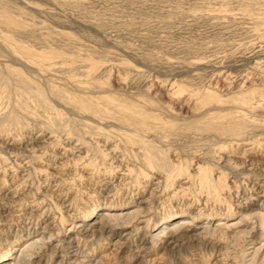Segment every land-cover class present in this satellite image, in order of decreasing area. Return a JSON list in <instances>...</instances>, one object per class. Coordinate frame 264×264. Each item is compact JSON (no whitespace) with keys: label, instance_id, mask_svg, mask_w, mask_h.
I'll return each mask as SVG.
<instances>
[{"label":"rangeland","instance_id":"obj_1","mask_svg":"<svg viewBox=\"0 0 264 264\" xmlns=\"http://www.w3.org/2000/svg\"><path fill=\"white\" fill-rule=\"evenodd\" d=\"M76 96L139 111L161 134ZM236 98L244 112L225 103ZM219 110L249 127L219 134ZM113 203L134 215L78 226ZM173 213L168 224L188 218L181 232L151 239ZM263 247L264 0H0L1 264H250L255 249L264 264Z\"/></svg>","mask_w":264,"mask_h":264},{"label":"bare ground","instance_id":"obj_2","mask_svg":"<svg viewBox=\"0 0 264 264\" xmlns=\"http://www.w3.org/2000/svg\"><path fill=\"white\" fill-rule=\"evenodd\" d=\"M58 94L60 95V93L58 92ZM61 98H64V96L60 95ZM77 97V96H76ZM45 99V98H44ZM64 100V99H63ZM73 102L75 103L76 108H78L81 111H88L90 114H92L93 116H104V117H109L110 118H116L117 120H119L121 123H124L128 126H130L132 128V130H134L133 132H135L136 134H138L140 137H144V138H151L153 141L157 140L159 137H157V135H160L161 130H162V126H150L147 123V119L146 116L141 114L139 111L133 110V109H126V108H122L121 106H119L118 104L116 105V103L114 104L113 102H109L106 101L104 102V106L100 107V105H95L94 102L92 101H88V99H83L81 97H77L76 99H72ZM100 100V99H99ZM108 100V99H107ZM48 102V101H47ZM229 102V103H227ZM225 102L227 105H232L234 104L236 109L241 110L242 112H244L243 107L245 102L244 100H242L241 98H236V99H231V101H227ZM223 103V104H225ZM225 104V105H226ZM221 105V104H220ZM232 105V106H234ZM229 107V106H228ZM111 109V111L113 110V112L115 113H110L109 110ZM230 109V108H228ZM227 109V110H228ZM212 110V109H211ZM218 110V109H217ZM231 110V109H230ZM224 110H219V113L216 114V116L214 117H209L210 120H215L218 124L221 125V129L218 130L219 134H223L224 132V128L225 126H234L233 130H235L237 132V135L243 134L247 128L249 127V124L244 120L245 118L243 117L244 115L241 113L240 116H234V114L232 112H228L225 113L226 111H224L223 113H221ZM215 113V111H213ZM217 112V111H216ZM116 114V115H115ZM145 116V117H144ZM150 118V117H148ZM207 123V124H206ZM216 123V124H217ZM123 124V125H124ZM209 124V125H208ZM200 128H202L203 130L207 131L210 129V126L212 125V123H208L207 121L202 120V123L200 124ZM214 127V126H213ZM212 127V129H213ZM219 127V126H218ZM224 127V128H223ZM228 128V127H227ZM226 128V129H227ZM75 129V128H74ZM215 129V127H214ZM128 130V128L126 129ZM228 130V129H227ZM202 131V130H201ZM216 132V130H213ZM214 132V133H215ZM150 139V140H151ZM151 140V141H152ZM143 143V153H144V162L147 164L148 167L150 168H154L157 170H160L162 172H165L166 175L169 177V179L173 176V172L176 171V169L172 166V164L167 160L166 156L164 155V152L162 151V149L157 146V145H153L152 143H149L148 141H142ZM74 149V148H73ZM71 150V149H70ZM143 155V154H142ZM98 168V167H97ZM182 172V169L180 168V170L177 171ZM209 175L204 174V175H198L199 178V182H200V186H202V188H212L213 187V182L212 180L209 181ZM167 177V178H168ZM220 188V187H219ZM222 189V188H221ZM213 192V191H212ZM219 192V191H218ZM210 193V192H209ZM216 193V192H215ZM218 194V193H216ZM215 194V195H216ZM218 196V195H217ZM122 205L118 204V203H113L111 205L108 206L107 209H105L104 211H101L100 213H95L96 211V207L90 209L89 213L84 216L80 221H79V227H85V232L87 229L92 230L100 221V223H102L103 221H110V222H116V223H120L123 220H127L128 217L133 216L134 213L132 214H124L122 213L123 211L121 210ZM122 211V212H121ZM136 214V213H135ZM180 214V213H179ZM178 213H173L172 215L164 218L162 223H158L156 230H154V234L151 236V239L155 240L158 237H163L167 236L169 232L172 233V229H177L179 226H182L183 224H186L188 222V218H183L180 221L173 223V224H168L169 221H172V219H175L176 216L178 217L179 215ZM89 216V217H88ZM88 217V218H87ZM180 217V215H179ZM191 220H193L194 218H190ZM211 219V218H210ZM211 220H209L208 223H210ZM191 223V222H190ZM189 225V224H188ZM221 224L219 223L217 226H220ZM76 226V225H73ZM72 226V227H73ZM115 226V225H114ZM113 226V227H114ZM222 226V225H221ZM190 228V225H189ZM208 229V227H206ZM222 228V227H221ZM220 228V229H221ZM224 228V227H223ZM222 228V229H223ZM227 228V227H226ZM237 228V227H236ZM183 229V228H182ZM206 229V230H207ZM230 229V228H229ZM72 230V229H71ZM82 230V229H81ZM99 230V229H98ZM179 230V229H177ZM181 230V229H180ZM179 230V231H180ZM184 230V229H183ZM205 230V229H204ZM212 230V229H211ZM211 230H209L210 232H212ZM224 230V229H223ZM256 230V228H255ZM76 231V230H75ZM218 231V229H217ZM225 231V230H224ZM73 232V231H72ZM77 232V231H76ZM80 232V231H79ZM78 232V233H79ZM175 232V231H174ZM177 232V231H176ZM181 232V231H180ZM178 232V233H180ZM205 232V231H204ZM209 232V233H210ZM221 233V231H219ZM238 232V230H237ZM91 233V232H90ZM94 233V232H93ZM177 233V234H178ZM208 233V232H206ZM213 233V232H212ZM211 233V234H212ZM216 233V232H215ZM219 233V234H220ZM224 233V232H223ZM83 234V232H82ZM85 234V233H84ZM89 234V233H88ZM191 234V233H190ZM222 234V233H221ZM233 234V233H232ZM151 235V234H150ZM238 235V234H237ZM172 236V235H171ZM181 236V235H180ZM179 236V237H180ZM235 236V235H234ZM169 237V236H168ZM165 238V237H164ZM167 238V237H166ZM178 238V237H177ZM238 238V237H236ZM185 239V238H184ZM188 239V238H187ZM35 240V239H34ZM173 239H171L170 241H172ZM180 240V239H177ZM236 240V239H235ZM38 241H27L23 246H26L27 249L26 251L33 249L36 247V245ZM42 242V240H41ZM40 242V243H41ZM175 244V243H174ZM261 245V244H260ZM41 247V246H40ZM38 248V247H37ZM264 248V247H263ZM23 251V250H22ZM261 249H255L252 251H249V253L247 254V258H248V263L250 264H255L257 262V258L262 255V253L260 252ZM24 253V252H23ZM23 253H21V257L23 256ZM75 254V253H74ZM77 254V253H76ZM25 258V257H24ZM263 258V257H262ZM261 258V259H262ZM8 258H2L0 260V264L4 261H6ZM10 259V258H9ZM19 259V256H17L16 258H14V260L12 261L14 264ZM19 263V262H18ZM21 263V262H20ZM24 263V262H23Z\"/></svg>","mask_w":264,"mask_h":264}]
</instances>
